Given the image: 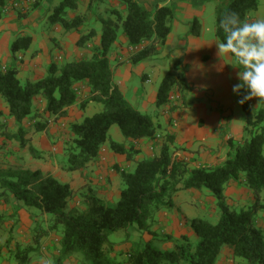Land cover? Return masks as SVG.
Masks as SVG:
<instances>
[{
	"label": "trees",
	"instance_id": "obj_1",
	"mask_svg": "<svg viewBox=\"0 0 264 264\" xmlns=\"http://www.w3.org/2000/svg\"><path fill=\"white\" fill-rule=\"evenodd\" d=\"M38 1L29 7L33 8ZM101 1H59L49 16L52 24L66 32H79L86 21L92 19L100 23L99 37L94 42L98 35L94 28L81 33L77 44H88L89 54L61 65L51 63L41 78L21 80L18 77L17 57L29 49L31 37H17L11 42L13 63L7 67L0 63V98L8 109V118L13 120L3 121L5 113L0 110V131L5 141L16 142L33 158H41V152L26 137L29 130L23 126L25 120H35V130H44L48 119L64 115V108L76 102L77 84L85 83L89 95L80 107L88 101H97L102 109L71 124L72 137L65 142L64 169L87 167L98 158L106 142L115 153L125 155L126 160L139 153L134 143L144 138L152 140L157 151L137 160L133 170L118 171L123 187L113 203H106L88 188L79 205L70 206L73 190L68 184L39 169L28 168L0 169V195L6 200L21 201L24 206L34 207L51 218V227L57 228L60 234L53 264H64L70 257L77 264H216L222 247L243 259L245 264H264V227L258 224L259 214H264V102L253 105L251 100L240 105L244 115L241 136H228L225 159L220 163L192 164L193 159L174 155L171 148L174 136L160 134V127L152 117L138 111L125 99L113 83L110 64V53L113 46L121 42V36L131 48L128 59L132 64L157 55L170 32L173 6L162 5L150 10L137 0H112V6L109 4L102 15L93 9ZM4 4L5 0H0V17ZM258 4L259 0H218L215 6L217 39L225 40L220 20L226 10L238 13L242 21H251L254 18L251 12ZM199 30L200 23L195 18L190 33L197 36ZM189 89L181 72L168 71L157 88L155 104L170 105L176 103L179 96L184 102ZM170 96L178 98L170 100ZM38 97L45 102L42 112H36L33 105ZM43 115L47 118L44 122L36 119ZM112 125L119 127L126 143L107 137ZM231 182L247 189L249 206L233 207L227 202L225 190ZM203 189L214 201L218 217L213 221L199 217L190 219L187 224L191 234L174 238L171 249H160L155 243L163 240L152 231L156 213L173 207L175 193ZM3 222L0 216V250L4 247L1 243ZM131 228L141 235L154 232L153 238H141V248L138 245L125 251L123 259L107 254L105 247H111L109 237L117 231L128 234ZM31 251V247L15 245L12 253L16 264H28Z\"/></svg>",
	"mask_w": 264,
	"mask_h": 264
},
{
	"label": "crops",
	"instance_id": "obj_2",
	"mask_svg": "<svg viewBox=\"0 0 264 264\" xmlns=\"http://www.w3.org/2000/svg\"><path fill=\"white\" fill-rule=\"evenodd\" d=\"M23 0H5L6 4L4 6H8V10L4 11L0 17V63L2 66H10L13 63L11 54H10V44L17 37L29 36L31 37V44L27 51L24 53H20V58L17 57L18 61L16 62V66L18 67L19 73L18 77L21 80L26 78L29 79H38L45 75V72L51 63H57L59 65L64 62L76 60L80 56H87L89 54L86 46H78V38L81 36L82 29L80 31H69L66 32L61 26L57 24H52L50 22L49 16L51 14L48 13L49 6L52 2H57L60 0H46L43 6H40V1H38L37 5L29 11L20 6ZM112 0H110L111 2ZM142 3L146 8L153 10L155 7H159L162 5H171L174 9V18L170 24V32L167 36V39L161 47H159L158 53L161 51V60L154 62V56L149 57L148 59L137 63L132 64L128 59V54L131 48H128L126 44V39L121 36L120 41L117 44L116 50L113 52V60L116 61L115 65L112 66L113 70V83L119 88V90L124 95V91L119 87L120 78H131L136 71V69L143 70L145 67L149 66V64L156 66L158 64V69L156 70L155 77H158L161 81L162 78L166 75L168 71H172L174 73H182L184 78L189 86L188 94L190 96L196 95L198 101L204 104L201 108L198 103H189V105L181 106L174 108L172 107V103L170 105L164 104L158 106L154 112L152 120L155 124L159 125V133L160 134H173L176 138H181L182 133L180 132L181 126L185 125L188 122V113L191 115L194 111L198 112L200 117H204L207 112H209L210 106L215 105L221 107V109L232 111V113H228L230 116L228 117L230 121H232L233 116H237L238 118H242L240 105L237 104V97L232 93V85L237 82L235 79V72L237 70L232 69V67L228 64L235 63L234 57L231 55H222L220 59L216 56V45L220 43L215 33H206L207 29L204 28L202 21V0H137ZM13 2H18V6L11 7ZM197 19L200 23L199 35H193L190 33V25L193 19ZM255 20V18H253ZM43 21L46 22L47 26H50L49 32L45 36V32H37L39 25H42ZM180 32V33H179ZM181 51L183 53L182 56H176L175 54ZM33 52H35L33 54ZM176 61V62H175ZM183 69V71H181ZM145 70V69H144ZM147 70H149L147 68ZM138 72V71H137ZM231 75L232 78H229ZM195 77V78H193ZM150 77L147 74L142 76L144 82H148ZM160 84V83H159ZM137 94V90L135 91ZM134 92V93H135ZM157 90L149 91L146 90L144 93H140L138 95V100H135L134 106L137 110L140 109L144 112H148L151 106H154L155 98H156ZM77 100L74 104L67 106L64 108L65 113L61 116H53V118L48 120L46 128L42 131L45 137H49V129L54 133V137L57 139L62 138V135L68 134L72 137L70 132V126L73 123L81 122L85 117L91 116L102 109V104L97 101H88L83 108L80 107V103L85 99L86 96L89 95V88L87 84L81 83L77 84ZM202 99V100H201ZM39 101L40 112H42L45 102L38 97L35 99ZM0 106L2 111L8 117V109L0 98ZM185 103V101H184ZM34 105V104H33ZM158 111V112H157ZM143 112V113H144ZM211 117L217 120L216 124L213 126V132L208 134V137H211V140L215 146V141L217 139L216 134H226L231 136H236L235 131L230 129L228 123H230L226 117H220L217 111L209 112ZM217 115L215 116V114ZM147 114V113H146ZM196 114V113H194ZM227 114V115H228ZM222 115H226L223 114ZM172 117H176L177 126L173 128L170 126ZM192 116V115H191ZM10 122H12V118H8ZM51 120V121H50ZM195 120V119H194ZM194 122V121H193ZM223 124H220V123ZM35 123V122H34ZM30 123V125H34ZM178 127V128H177ZM243 127V126H242ZM216 134L214 131H216ZM242 131V128L241 130ZM234 133V134H233ZM111 139V138H109ZM192 139V144L195 143L197 147H194V150L201 148L205 150L211 151L210 153H214L217 150H213L208 148V145L205 144L204 140H210L209 138L201 139L194 137H189L187 141ZM49 140V139H48ZM112 140V139H111ZM124 141V140H123ZM117 143H124V142ZM195 141V142H194ZM67 142V140H66ZM194 142V143H193ZM30 143L40 152L44 150L50 151V145L45 139L44 144L42 146L38 145L37 138H33L30 140ZM217 143V142H216ZM227 141H224L223 152H227ZM59 148H63L61 142H59ZM135 149L138 150L139 153L131 155V158L126 160L125 155L115 153L110 147H108V143L106 142L100 149V153L98 158L90 162L87 167L79 169V170H60L65 166V163L59 168L55 166L51 173L48 174L55 177L59 182L66 183L70 187L72 184H78V188H81V191L86 188L93 190L98 197H100L106 203H113L117 201L119 198L120 190L123 187V181L118 171H131L135 167V162L142 157L151 156L154 151L157 150V146L150 139H141L134 143ZM154 146V147H153ZM199 147V148H198ZM65 149V147H64ZM213 150V151H212ZM182 151V150H181ZM208 151V152H209ZM198 153V152H197ZM218 153V152H217ZM192 154H189L191 156ZM184 157L183 155H178ZM194 156V155H193ZM224 157H219V160L215 159L212 161H204L201 158H190L193 159L192 164H209L214 165L218 164L225 159ZM53 157H56L54 155ZM43 158V156L41 157ZM63 158V155L59 157V159ZM185 158V157H184ZM84 169V170H83ZM121 179V184H120ZM243 188L244 196L240 197L238 195L233 196L239 200H247V203L250 201V197L248 196V191L242 185L237 182H231L226 190L225 194L228 197H231V193H228L230 188L234 189ZM72 189V187H71ZM74 190V189H72ZM207 191V190H206ZM188 192V196L184 197L183 193ZM182 193V194H181ZM202 193H205V189L196 191V190H183L175 193L172 196L173 205L172 210L163 209L159 210L155 215L156 222L153 223L152 231L158 234L157 238H161L162 243H155L160 249L166 250L171 249L173 244L172 241L174 238H180L181 234L176 235L173 231L176 221L179 220V214L174 213L177 211L182 204H186L189 207H194V201L192 198H188L189 195L192 197L201 196ZM230 194V195H229ZM212 199V198H211ZM175 208V210H174ZM205 208V211H208L209 208ZM182 215V214H181ZM160 217V218H159ZM184 219L183 223L186 225L187 232L186 234H191L188 223L189 220L185 215H182ZM258 224L264 227V214H259ZM153 232V233H154ZM153 233L145 234L144 240H150L153 238ZM184 233V232H183ZM168 235L166 237L165 235ZM113 235V234H112ZM116 235V234H115ZM193 237H191L192 239ZM109 241H113L109 237ZM122 247L127 245V242H120ZM133 247L138 246L137 243H134ZM216 264H245L243 259L234 256L231 251L222 247Z\"/></svg>",
	"mask_w": 264,
	"mask_h": 264
},
{
	"label": "rangeland",
	"instance_id": "obj_3",
	"mask_svg": "<svg viewBox=\"0 0 264 264\" xmlns=\"http://www.w3.org/2000/svg\"><path fill=\"white\" fill-rule=\"evenodd\" d=\"M202 1H203L202 21L204 28L207 29L206 33H208L209 31L210 33L212 32L215 33V17H216L215 6L218 0H202ZM44 3H46V0H41L39 5L43 6ZM58 3L59 1L52 2V4L49 6L48 13L50 12L52 13V11L54 10V8ZM109 4H110V0H103L99 4H96L93 9H96L97 12L104 15V9L106 7H109L108 6ZM30 10H32V8H30L29 11ZM251 16L254 17L255 19L264 18V0H259L258 7L255 11L251 12ZM86 22L87 24L83 26V30L81 33H86V31L89 30L90 28L96 29L98 35L96 36L94 42H97L100 32V23L98 21H94V20L92 21V19ZM49 28L50 26H47L46 22L43 21L42 25H39L37 32L38 33L45 32L46 33L45 36H46L47 33L50 31ZM115 49L116 47L113 46V49L110 53L111 67L114 66L116 63V61L113 60L112 58ZM160 56H161V51L157 55H154V62L161 60L162 58ZM81 57L82 56L78 57L77 59ZM158 67H159L158 64H156V66L149 64V66L144 68L145 70L144 69L141 70L140 68L136 69V71L134 72L131 78H120L121 84L119 85V87L123 89L125 99L132 106H134L135 100H138V95L140 93L143 94L145 90L147 92L157 90L160 80L158 77H155L154 75L156 74V70L158 69ZM147 68L149 70H147ZM144 74H147L150 77L149 78L150 80H148V82H144V80L142 79V76ZM136 90H137V94L135 92ZM197 98H199L197 94L190 96L187 93L186 97L184 98L185 103L182 102V97L179 96L178 101L176 103H173L172 107L177 108L181 106L182 108L183 105L187 107L189 103L192 104L200 103L199 105L196 106H200L201 108L204 104H206V103H201L200 101L197 100ZM38 103H39L38 100L36 101V103L34 102V108L35 109L37 108L36 112H39L41 108L40 106H38L39 105ZM256 103H257L256 100L253 99L252 104L256 105ZM209 106L211 108L209 109V112L217 111L219 114H221L220 117L222 118V122H224L223 117L227 118V120L230 122L228 123V126L230 127V129L235 131L236 136L234 137L240 138L242 132L240 130L244 124V115L242 116V118L233 116L232 121H230L228 118L230 115L228 113L233 114L232 111L221 109V107L212 104ZM157 107L158 106L154 103V106H151L148 112H144L140 109H138V111L142 113L143 112L147 113L148 115H151L154 118L155 116L153 115V112ZM0 110H2L1 106H0ZM209 112H207L206 115H204V117H200L197 111H194V113L196 114L192 113L191 114L192 116L188 113V122L185 125L181 126L182 127L180 130V132L182 133L181 138L178 137L176 138L174 136L173 142L171 144L172 152L174 155L176 156L183 155L186 159L195 158L196 160V158L197 159L201 158L202 160L207 162L212 161L214 159L218 161L219 157L223 158L224 157L223 155L224 154L226 155V153L223 152V146H224L223 142L227 140L229 135H226L225 133L216 134L217 130L214 131V133L217 136V139L215 141V146L211 145L214 143L212 142L211 137L210 136L208 137V134L213 132L214 129L213 126L216 124L217 120L213 118V116L211 117L210 115L212 113L210 114ZM222 113L226 115H222ZM5 115L2 118V120L6 122H10L8 117ZM216 115L217 113L215 114V116ZM36 119L40 122H44L47 118L46 116L43 115ZM171 120L173 122H171L170 126L176 128L177 126L176 117L174 118L171 116ZM34 122L35 120H30V121L25 120L23 126L29 130V132L26 134V137H28L29 140H31L32 137L37 138V142L39 146H42V144H44L45 142V139H47L51 150L40 151L43 158H39V159L33 158L32 156H30L26 148L19 147L16 142L5 141L3 139V133H1L0 131V169H6V168H28L32 170L39 169L40 171H42V173L48 174L49 172L55 173L52 172L55 166H58L59 168L62 166V163L60 161H62L63 164L64 163L66 164L65 150L67 144H65V142L66 140L70 141L71 138L70 135L64 134L62 135V138L57 139L54 137V133L52 132V130L49 129V134H47L49 135V137L43 138L44 133L36 131L35 126L30 125V123L33 124ZM222 122L220 124H223ZM10 127L15 129V126H10ZM171 135L173 136V134ZM195 136L203 140L209 138L210 139L209 141L204 140L205 144L208 145L210 143V145H208L209 146L208 148L213 150L216 148L215 150L217 151L216 152L214 151V153L213 152L210 153L211 151L208 150L209 151L208 152L207 150L201 148V146H199L200 148L198 147L199 149L194 150V147L195 146L197 147V145H195L194 143L195 141L193 142L194 144H192L190 143L192 142V139L189 141H187V139L189 137H192L194 140ZM107 137L111 138L115 142H122L124 140L123 142L126 143V139L122 135L117 125H112L109 128L107 132ZM59 142L62 143L63 148L61 149L59 148L58 150L57 148L58 146H60ZM220 144L223 146H221ZM189 154L192 155L189 156ZM54 155H56V157H53ZM61 155H63V158L59 159ZM62 168L63 169L60 168V170H64V166ZM120 184H121V179H120ZM71 187L74 190H73V196L69 200V205L70 206L79 205L81 196L85 191H87V188L81 191V188H78V184H75V182L74 184H72ZM1 191L2 190L0 189V193ZM228 193H231L232 198L227 196L226 200L229 204L231 205L233 204V207H235L237 204H239L241 207L249 206V203H247L246 199L243 201L233 197L236 195L243 197L244 196L243 188H237V187H235L234 189L230 188L228 190ZM186 194H188V192H184L183 196L184 197L188 196ZM188 198L193 199L195 204L194 207H189L186 204H182L179 208H177L178 206L177 205L176 206L177 211L174 212L179 214V216H177L179 217V220L176 221L177 224L173 229L174 230L173 232L176 235H179L180 233L182 234L187 233L185 232L187 228L186 225H184L183 223L184 219L182 218V215H185L188 220L195 217H199L213 221L215 218L218 217L217 207L215 208L213 203L214 201L211 199V196L206 190L205 193H202L200 197L199 196L191 197L189 195ZM174 205L176 204L174 203ZM204 207L209 208V210L205 211ZM169 209L172 210V207ZM0 216L4 218V222L1 226L2 227L1 243L3 244L4 247H2L0 250V264H16L12 253V250L15 245H21L22 247L32 248V251L30 252L28 264H53L55 255L58 252L60 234L57 228L51 227L52 220L48 215L44 214L42 211L34 207L24 206L21 201H15L14 199L11 198L6 200L3 196L0 195ZM144 236L146 235L145 234L141 235L138 232L133 231L132 228L129 230L128 234H125L123 231H117L116 233L110 236V238L113 240L111 241V247H105V250L107 251V254L113 257L116 256L119 259H123L126 257L125 251H129L133 247V245H135L134 243H137L141 248V245H143L141 238H143L144 240ZM9 238H10V242L8 241ZM120 242L122 243L127 242L128 244L125 245V247H122ZM64 264H77V262H75L73 257H70L64 260Z\"/></svg>",
	"mask_w": 264,
	"mask_h": 264
},
{
	"label": "clouds",
	"instance_id": "obj_4",
	"mask_svg": "<svg viewBox=\"0 0 264 264\" xmlns=\"http://www.w3.org/2000/svg\"><path fill=\"white\" fill-rule=\"evenodd\" d=\"M220 28L225 33V40L215 44L216 56L219 59L222 55L235 58V63L228 65L237 70V82L231 88L237 104L242 106L253 99L257 103L264 102V18L242 21L238 13L226 10ZM175 55L182 56L183 53L178 51Z\"/></svg>",
	"mask_w": 264,
	"mask_h": 264
},
{
	"label": "built area",
	"instance_id": "obj_5",
	"mask_svg": "<svg viewBox=\"0 0 264 264\" xmlns=\"http://www.w3.org/2000/svg\"><path fill=\"white\" fill-rule=\"evenodd\" d=\"M35 2V0H23L22 3L20 4L21 7L28 9L29 6H31L33 3ZM14 5V6H13ZM16 7L18 6V2H13L11 7ZM8 10V6H5L3 8V12ZM175 98H178L177 96H170V100H173Z\"/></svg>",
	"mask_w": 264,
	"mask_h": 264
}]
</instances>
